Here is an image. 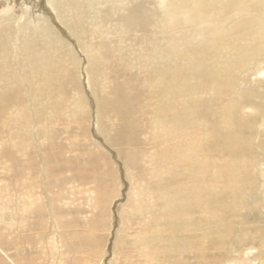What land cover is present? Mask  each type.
I'll use <instances>...</instances> for the list:
<instances>
[{"label":"rangeland","instance_id":"1","mask_svg":"<svg viewBox=\"0 0 264 264\" xmlns=\"http://www.w3.org/2000/svg\"><path fill=\"white\" fill-rule=\"evenodd\" d=\"M69 1L0 0V264H264V115L256 112L264 98L256 110H239L229 96L204 105L202 114L214 109L200 134L210 165L193 192L178 150L193 126L169 134L154 120L166 102L149 74L174 54L153 55L139 29L126 27L158 1L126 0L121 10L81 0L86 14L75 15L63 10ZM149 36L150 45L166 43ZM172 45L175 59L196 58L185 43ZM34 49L40 59L29 65ZM257 67L237 71L228 84L236 97L245 79L264 96V60ZM208 94L194 97L214 99ZM124 100L127 112L117 108ZM210 196L240 202L213 215Z\"/></svg>","mask_w":264,"mask_h":264},{"label":"bare ground","instance_id":"2","mask_svg":"<svg viewBox=\"0 0 264 264\" xmlns=\"http://www.w3.org/2000/svg\"><path fill=\"white\" fill-rule=\"evenodd\" d=\"M157 1L158 6L156 5L157 7L154 8V11L146 10L140 16L131 15L127 20L126 27L128 32H131L130 29L138 28L139 30L137 32L141 33L142 36L144 35L143 37H146L144 39L145 43L143 42L144 45L149 46V49H152L153 55L159 56L160 58L161 56H163L162 53H164L168 57L172 56L173 54L175 55L176 49H173V53L169 52L173 48L172 44L176 46L178 44L185 43L188 50H193L195 52L196 58L192 62L177 60L175 59L174 55L171 57V59L167 60L166 64H160V62L162 61H157L158 63H156L154 67L157 69L153 70L149 74V76L152 79L153 83L155 80L158 81L161 90L159 99H162V102H166V105H161L162 109L164 110L163 113H160L162 114V116L158 113L159 117L156 115L154 120L158 123H161L163 129L166 132H169V134L174 129H177L179 135H182L185 126H193L194 128L192 133L182 135V140L184 143H181V149L178 150L179 154L183 151V153H181L182 156L179 155V163L184 168L185 165L189 168V174L187 175V177L184 176V178H187L189 182L192 183L190 189L193 190V192L197 193L200 192L203 188L202 178L208 172L210 165L209 162H203L200 159L201 149L204 145V141L200 137V134L202 130V120L211 116L214 113V109L213 107L208 108V112H203L204 114H202L201 111L202 109H204V105L206 103H210L212 100L215 102H221L224 98L229 96L241 102L239 110L242 111L248 107H254V109L256 110L257 107L254 103H256L257 97H259L260 100L263 101V95L260 97V95L256 96L255 94L251 93L250 83L247 81L248 79H245L243 85L241 86V88H239L238 97H236L237 88L230 87L228 84L236 81L238 70L245 68L243 73H247L250 69L257 67L260 63H262V60H264V0ZM124 2H126V0H94V4L111 3L116 7V9L119 8L121 10L124 7V5H122ZM63 10L65 12L68 11L69 13L74 12V15L78 14L79 12L85 13L82 10L81 0L69 1L68 6H64ZM89 12V15L93 17L94 10H90ZM108 12H110V10ZM212 13H217L224 17L216 20L213 17ZM231 14L233 15V19H230ZM97 17L99 16L96 15L93 20L91 19L92 25L98 22L95 21ZM176 31H178L180 35L178 38L173 36V33H175ZM150 33H157L163 37L165 36L164 38H166V43L159 42L156 37L154 41L157 44L150 45ZM122 34L123 33L121 31L119 36L121 38H124ZM196 37H201L199 42L193 41V39ZM146 39H149V42H147ZM222 49H227L228 52L225 54H220ZM34 51L35 49L33 50V54L31 53L32 57L27 59L29 65H36L35 62L39 57L35 56L36 54H34ZM56 56H58L57 52L51 51L49 61L52 62ZM73 56L72 58H76ZM39 59L40 58H38V60ZM73 61L77 62L76 59ZM93 62L95 63V61ZM53 69L56 68H54V66H52V68L51 66H46L44 67L43 71L48 72ZM199 91H203L207 94L211 92L214 95V99H206V101L205 99L197 100L194 95L197 96V92ZM179 98L184 102L185 108L183 112H181L180 110H178V112L175 111L177 110L175 104L177 99ZM259 105L262 110H257L256 112L260 113L263 116V103ZM129 107V100L128 102L124 100L123 103L117 104V108L122 109L125 112H127V109ZM223 109L227 114H230V117L225 118L226 122L231 121V115H233L232 110L226 107H224ZM240 126L243 128L244 124L240 123ZM180 130L183 131L180 132ZM233 139L238 142L237 144H241L245 141L244 137L238 135L233 137ZM193 140L195 141L192 142ZM174 146L175 147H172L176 150L177 145ZM212 150L213 143L211 144L207 152L209 153ZM239 151L240 148H238L237 152ZM165 155L167 156V153L164 154V156ZM221 175L224 176V174ZM249 182L250 181L248 179V185H250ZM251 184L253 185V182H251ZM230 185H233V189H236L235 180H231ZM186 191L187 189H184V192L183 190H181L182 195L183 193L185 195ZM233 193L236 195V192ZM225 198L226 197L212 198V196H210L205 205L212 212L211 214L216 215L217 213L223 212L224 209H228L229 211L233 212L240 202V199L235 200L233 197H230V201H227ZM199 206L200 204L198 201L197 207L199 208ZM183 212L184 211L182 210V213Z\"/></svg>","mask_w":264,"mask_h":264}]
</instances>
